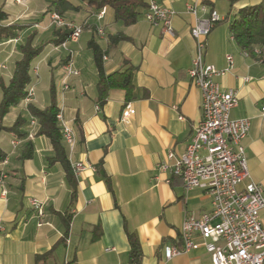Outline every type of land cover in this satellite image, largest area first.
<instances>
[{"label":"crops","instance_id":"1","mask_svg":"<svg viewBox=\"0 0 264 264\" xmlns=\"http://www.w3.org/2000/svg\"><path fill=\"white\" fill-rule=\"evenodd\" d=\"M71 1L81 9L64 18L84 30L65 49L54 42V30L60 27L50 13L43 25L27 23L46 12L48 0H0V9L9 15L5 24L27 26L26 34L32 26L42 30L36 32L34 45L42 51L32 61L28 85L35 86V97L0 115V149L5 154L0 160V177L5 175L0 183V264H132L128 233L140 241L141 264H210L211 254L201 239L189 253L166 259L164 246L182 247L185 217L201 216L213 204L202 189L186 190L181 179L160 165L169 151L186 150L202 119V93L189 76L196 54L192 27L215 10L221 20L207 37L204 58L221 70L229 65L227 56H233V69L218 81L224 90L238 94L231 117L251 121L244 141L249 176L240 188L251 181L264 187V63L240 49L230 27L240 9L262 0H165L175 12L172 35L147 21L146 9L125 27L114 20L110 8L102 9L105 14L99 19L100 11ZM99 26L105 35L98 34ZM119 32L127 38L108 50L103 66L109 74L135 65V97L126 103L125 92L114 89L102 105L91 42L106 50L110 35ZM21 33L0 42V84L9 83L22 57L20 46L26 39ZM71 53L80 74L65 83L64 65ZM52 88L64 122L77 135L73 151L64 142L70 163L88 165L75 175V198L66 169L52 160L56 151L51 139L39 133L40 124L29 108L51 105ZM2 98L0 86V106ZM128 104L134 113L125 119ZM19 119L24 125L10 130ZM103 173L110 177L113 192ZM32 199L43 203L44 215L31 206ZM261 220L264 224V211Z\"/></svg>","mask_w":264,"mask_h":264},{"label":"built area","instance_id":"2","mask_svg":"<svg viewBox=\"0 0 264 264\" xmlns=\"http://www.w3.org/2000/svg\"><path fill=\"white\" fill-rule=\"evenodd\" d=\"M148 7L145 17L153 25H160L168 34H174L173 16L175 12L167 7L165 0H146ZM194 14L195 7H189ZM105 10L98 13L102 19ZM53 24L62 25L53 20ZM221 18L213 10L206 18H198L192 27V35L196 40V54L189 70L192 82L202 93V119L194 129L191 142L181 154L174 151L167 153L161 163L162 171L182 179L186 190L202 189L212 200L213 209L196 216L189 213L181 227L182 247L164 246L166 259L170 260L181 254L189 253L198 246V239L204 241L207 251L211 254L210 264H264V224L261 212L264 211V187L254 181L240 188L241 182L249 176L246 148L244 141L248 135L250 118L231 117V111L239 104V97L234 90H224L218 77L233 69V56L228 55V67L218 69L205 61L207 37ZM78 28L73 42H77L84 28ZM98 34L105 35L102 26L97 27ZM67 49L68 45L58 47ZM37 70V68H35ZM64 82L80 71L74 66L72 53L64 65ZM67 87V85L65 84ZM36 94L34 85L27 88L24 98L26 103L33 100ZM134 113L128 104L123 112L127 119ZM264 116V100L261 104ZM64 140L73 151L77 135L66 125L61 112L57 115ZM87 164L76 162L72 165L74 174L78 176L87 168ZM3 174L0 183H4ZM2 194H6L4 190ZM31 206L39 215H44L43 203L37 199L30 201ZM139 264V263H136Z\"/></svg>","mask_w":264,"mask_h":264},{"label":"trees","instance_id":"3","mask_svg":"<svg viewBox=\"0 0 264 264\" xmlns=\"http://www.w3.org/2000/svg\"><path fill=\"white\" fill-rule=\"evenodd\" d=\"M82 4L87 5L95 11H101L104 8L113 10L114 20L122 26H130L137 22L142 11L147 9L146 0H77ZM81 5L74 3L71 0H48V7L45 15L57 13L61 17L69 11H79ZM9 15L3 9H0V42L17 38L24 30V26L17 24H4ZM69 21V20H67ZM231 30L234 33V38L240 49L246 54L255 59L261 60L264 63V0L260 3L244 7L239 10L238 14L230 22ZM70 30L67 27L55 28L54 42L57 45L64 43ZM37 33L31 34L20 46L22 57L16 62L13 76L8 84L1 83L3 98L0 106V115H5L9 109L17 105L27 95V88L31 82L30 69L32 61L40 55L41 46L34 45ZM127 36L123 32L111 34L109 44L106 50L102 49L94 40L91 46L94 52V61L98 70L97 89L99 93L100 103L103 105L109 97L110 91L121 89L125 92L126 103L133 100L135 97L134 75L137 67L129 64L122 70H116L107 74L103 66V57L111 48L116 47L120 41L126 39ZM53 102L44 109H40L34 105H29L33 116L40 124L39 133L48 136L54 146L56 155L53 161H60L67 171L68 178L74 189L73 197L76 196V177L69 160L68 150L64 145V135L57 115L59 108L55 102V90L52 88ZM24 125L23 119H19L10 130L18 131L19 127ZM25 135V134H24ZM28 148L31 147L29 143ZM29 153L28 155H30ZM5 158V154L0 149V160ZM102 164V162H101ZM106 182L113 192L110 177L103 173ZM181 179L178 176H174ZM182 180V179H181ZM69 225V219L66 221ZM129 242L131 245L130 256L132 264L140 262L142 256L141 244L136 234L128 233ZM47 256V255H44Z\"/></svg>","mask_w":264,"mask_h":264},{"label":"bare ground","instance_id":"4","mask_svg":"<svg viewBox=\"0 0 264 264\" xmlns=\"http://www.w3.org/2000/svg\"><path fill=\"white\" fill-rule=\"evenodd\" d=\"M53 20H54V22H57L59 24H62V25H56L57 27H67L71 31L70 34H69V36H68V38H67V40L63 44H66L68 41H73L74 35H78V28H72V27H69V26L82 27L81 25H78V24H75L73 22H69V21L64 20L57 13H54L53 14Z\"/></svg>","mask_w":264,"mask_h":264},{"label":"rangeland","instance_id":"5","mask_svg":"<svg viewBox=\"0 0 264 264\" xmlns=\"http://www.w3.org/2000/svg\"><path fill=\"white\" fill-rule=\"evenodd\" d=\"M52 14H54V13H51L50 14V16L52 15ZM45 17V14H44V12L43 13H41V14H39V15H37V16H34L33 17V19L31 20V22H27V23H40V24H42L43 25V23H42V19ZM63 18V17H62ZM53 22V21H52ZM69 22H72V21H69ZM4 24H5V22H3ZM23 23V22H22ZM24 24V23H23ZM41 25V26H42ZM28 30V28H27V26L25 27L24 26V30L22 31V33H21V35L23 36V38L25 37V39H27L31 34H33V33H36V32H39V31H42V30H39V29H35V28H33V26H32V28H30V31H29V33H25V31H27ZM12 62L13 61H11L9 64H12Z\"/></svg>","mask_w":264,"mask_h":264}]
</instances>
